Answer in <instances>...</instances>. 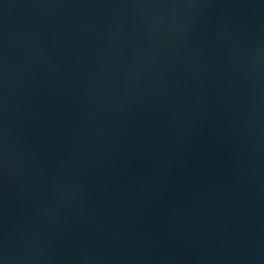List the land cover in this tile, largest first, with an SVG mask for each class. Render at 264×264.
Returning a JSON list of instances; mask_svg holds the SVG:
<instances>
[{
    "label": "water",
    "instance_id": "1",
    "mask_svg": "<svg viewBox=\"0 0 264 264\" xmlns=\"http://www.w3.org/2000/svg\"><path fill=\"white\" fill-rule=\"evenodd\" d=\"M0 264H264L251 0H0Z\"/></svg>",
    "mask_w": 264,
    "mask_h": 264
}]
</instances>
